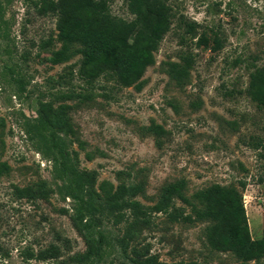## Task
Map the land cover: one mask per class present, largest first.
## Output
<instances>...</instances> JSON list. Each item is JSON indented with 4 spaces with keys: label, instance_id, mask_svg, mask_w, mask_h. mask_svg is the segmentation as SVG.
<instances>
[{
    "label": "rangeland",
    "instance_id": "obj_1",
    "mask_svg": "<svg viewBox=\"0 0 264 264\" xmlns=\"http://www.w3.org/2000/svg\"><path fill=\"white\" fill-rule=\"evenodd\" d=\"M38 1L0 0V264H81L88 249L74 202L25 132L40 115L97 192L104 181L115 192L136 189L126 199L147 210L124 209L117 223L96 217L106 238L98 264H264L211 250L205 231L215 222L193 213L205 207L197 191L235 187L251 241L264 236V109L246 94L249 74L264 67V0H170V29L139 91L106 75L88 83L81 44L52 64L58 18L38 14ZM106 1L111 15L133 19L126 0ZM184 58L189 75L178 84L166 65ZM177 182L186 201L151 210Z\"/></svg>",
    "mask_w": 264,
    "mask_h": 264
},
{
    "label": "trees",
    "instance_id": "obj_2",
    "mask_svg": "<svg viewBox=\"0 0 264 264\" xmlns=\"http://www.w3.org/2000/svg\"><path fill=\"white\" fill-rule=\"evenodd\" d=\"M169 2L126 0L127 10L133 16L130 21L111 15L106 0H39L34 6L38 14L50 13L58 18L56 41L60 47L50 56L52 64L69 60L75 54L71 47L81 44L86 50L79 74L88 83L106 75L116 77L124 86L134 85L139 91L145 84L141 78L146 68L154 64V53L170 29L173 11ZM204 39L201 37L198 44H206ZM166 66L168 77L178 84L189 75L190 63L186 58L183 65L168 63ZM246 94L259 109H264V67L255 68L249 74ZM25 132L32 140L36 139L38 150L50 158L56 179L63 183L59 191L74 202L72 220L84 233L88 248L81 264H98L106 255V238L97 230L96 217L107 214L117 223L123 217L121 211L124 209L145 216L147 210L125 197H133L136 189L115 192L112 185L104 181L97 192L93 188L92 174L75 168L60 137L41 115ZM1 165L3 168L4 164ZM182 188L183 182L167 186L159 203L151 210L167 213L173 198L186 201ZM193 197L205 204L202 210L193 208L194 218L215 222L205 231L206 243L211 250H232L244 261L264 258V236L251 241L242 196L235 187L215 185L197 191ZM170 218L177 220L176 216L170 215ZM181 218L192 220L189 215ZM217 226L224 231L221 237L216 233ZM146 264L166 263L150 259Z\"/></svg>",
    "mask_w": 264,
    "mask_h": 264
}]
</instances>
